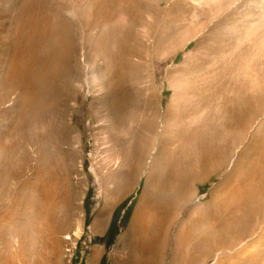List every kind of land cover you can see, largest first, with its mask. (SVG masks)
Instances as JSON below:
<instances>
[{
	"label": "rangeland",
	"instance_id": "rangeland-1",
	"mask_svg": "<svg viewBox=\"0 0 264 264\" xmlns=\"http://www.w3.org/2000/svg\"><path fill=\"white\" fill-rule=\"evenodd\" d=\"M0 264H264V0H0Z\"/></svg>",
	"mask_w": 264,
	"mask_h": 264
},
{
	"label": "bare ground",
	"instance_id": "bare-ground-1",
	"mask_svg": "<svg viewBox=\"0 0 264 264\" xmlns=\"http://www.w3.org/2000/svg\"><path fill=\"white\" fill-rule=\"evenodd\" d=\"M232 162H233V161H232ZM235 194H236V193H235ZM178 244H179V243L177 242V245H176L177 247H178ZM173 245H174V244H173ZM179 253H180V252H179ZM176 255H177V254H175V256H176ZM179 257H180V256H179ZM177 258H178V257H177ZM173 260H175V259H173ZM182 261H183V260L181 259L180 262H182ZM178 262H179V260H178ZM174 263H175V262H174Z\"/></svg>",
	"mask_w": 264,
	"mask_h": 264
}]
</instances>
